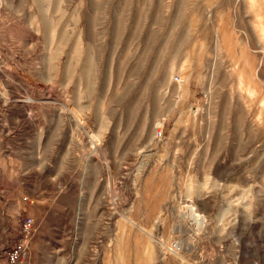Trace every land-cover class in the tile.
<instances>
[{
	"label": "rangeland",
	"instance_id": "1",
	"mask_svg": "<svg viewBox=\"0 0 264 264\" xmlns=\"http://www.w3.org/2000/svg\"><path fill=\"white\" fill-rule=\"evenodd\" d=\"M27 218V264H264V0H0V264Z\"/></svg>",
	"mask_w": 264,
	"mask_h": 264
},
{
	"label": "built area",
	"instance_id": "2",
	"mask_svg": "<svg viewBox=\"0 0 264 264\" xmlns=\"http://www.w3.org/2000/svg\"><path fill=\"white\" fill-rule=\"evenodd\" d=\"M176 81H179V78H176ZM204 100L205 104L209 102L208 95H204ZM190 110L196 112L197 108L191 106ZM33 227L34 220L31 218H27L23 223V236L21 241L17 245L5 251V256L8 264H27L28 246L32 238Z\"/></svg>",
	"mask_w": 264,
	"mask_h": 264
},
{
	"label": "bare ground",
	"instance_id": "3",
	"mask_svg": "<svg viewBox=\"0 0 264 264\" xmlns=\"http://www.w3.org/2000/svg\"><path fill=\"white\" fill-rule=\"evenodd\" d=\"M194 216H195V217H196V216H197V217H200V215H199V214H197V213H194Z\"/></svg>",
	"mask_w": 264,
	"mask_h": 264
}]
</instances>
